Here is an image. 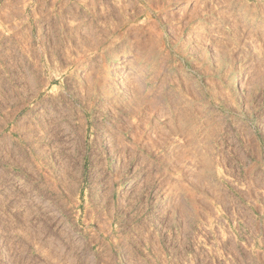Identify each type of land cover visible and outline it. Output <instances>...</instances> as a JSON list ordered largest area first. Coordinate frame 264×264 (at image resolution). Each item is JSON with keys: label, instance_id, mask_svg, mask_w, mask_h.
I'll use <instances>...</instances> for the list:
<instances>
[{"label": "rangeland", "instance_id": "374dc122", "mask_svg": "<svg viewBox=\"0 0 264 264\" xmlns=\"http://www.w3.org/2000/svg\"><path fill=\"white\" fill-rule=\"evenodd\" d=\"M0 264H264V0H0Z\"/></svg>", "mask_w": 264, "mask_h": 264}, {"label": "bare ground", "instance_id": "6f19581e", "mask_svg": "<svg viewBox=\"0 0 264 264\" xmlns=\"http://www.w3.org/2000/svg\"><path fill=\"white\" fill-rule=\"evenodd\" d=\"M236 80H237V79H234V82H236ZM118 82H119V81H118ZM118 82H117V84H118Z\"/></svg>", "mask_w": 264, "mask_h": 264}]
</instances>
